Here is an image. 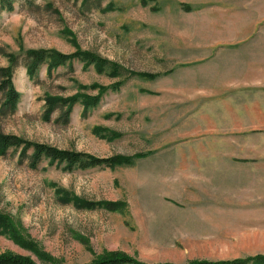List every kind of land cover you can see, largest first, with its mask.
<instances>
[{"label":"rangeland","instance_id":"obj_1","mask_svg":"<svg viewBox=\"0 0 264 264\" xmlns=\"http://www.w3.org/2000/svg\"><path fill=\"white\" fill-rule=\"evenodd\" d=\"M29 49L99 61L44 64L33 79ZM9 55L21 98L0 109L1 133L136 160L69 171L0 151V254L184 264L264 253V0H16L0 8V68ZM60 97L83 101L66 116L48 106Z\"/></svg>","mask_w":264,"mask_h":264},{"label":"trees","instance_id":"obj_2","mask_svg":"<svg viewBox=\"0 0 264 264\" xmlns=\"http://www.w3.org/2000/svg\"><path fill=\"white\" fill-rule=\"evenodd\" d=\"M33 3L35 0H25ZM16 0H0V8L12 11L15 9ZM88 2V0H86ZM27 58L26 69L31 78L37 77L39 69L42 65H46L48 74L61 65L72 66L75 60L88 64H94L99 61L97 55L90 52H73L65 54L52 49H29L25 51ZM11 64L7 67L0 68V109L2 111L14 112L21 98V93L15 87L13 77L15 67L18 64V56L9 55ZM105 65V64H104ZM83 101L78 97L65 98L60 97L53 101H48L51 110L57 108L65 109L66 116H70L74 105ZM89 106V105H87ZM15 148L21 150L22 157H29L33 166L38 165L48 159L50 163L64 164L66 169L72 171L74 169H89L96 166L126 165L132 164L136 156H115V157H97L82 151L70 149H59L51 145L29 141L17 135L4 134L0 132V151L6 153L8 149ZM32 150L31 153L29 151ZM1 219V217H0ZM0 264H38L28 256L19 254H0ZM84 264H176L172 262L148 263L137 259L136 257L123 252L111 251L102 255L89 263ZM184 264H264V253H259L247 257H239L223 260H193Z\"/></svg>","mask_w":264,"mask_h":264},{"label":"crops","instance_id":"obj_3","mask_svg":"<svg viewBox=\"0 0 264 264\" xmlns=\"http://www.w3.org/2000/svg\"><path fill=\"white\" fill-rule=\"evenodd\" d=\"M257 82L258 83L257 84H254V85H256V86L264 85V81H257ZM207 163H211V164L215 165L216 166V167H214V168H216L215 174L216 175H220V178L221 179L224 178V176H225L226 173H225L224 167H222L223 166L222 163H219V162H207ZM233 173H237V172L234 170Z\"/></svg>","mask_w":264,"mask_h":264}]
</instances>
